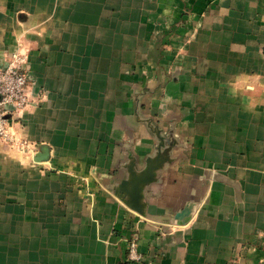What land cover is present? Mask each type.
<instances>
[{"label":"crops","instance_id":"0c3cea01","mask_svg":"<svg viewBox=\"0 0 264 264\" xmlns=\"http://www.w3.org/2000/svg\"><path fill=\"white\" fill-rule=\"evenodd\" d=\"M14 57L0 264H264V0H0Z\"/></svg>","mask_w":264,"mask_h":264},{"label":"built area","instance_id":"2783aa9c","mask_svg":"<svg viewBox=\"0 0 264 264\" xmlns=\"http://www.w3.org/2000/svg\"><path fill=\"white\" fill-rule=\"evenodd\" d=\"M21 57H14L4 68H0V139L9 140L6 117L12 110L25 108L29 104L26 71L20 67ZM127 261L141 263L143 256L138 250V241L133 237L127 245Z\"/></svg>","mask_w":264,"mask_h":264},{"label":"water","instance_id":"95a60500","mask_svg":"<svg viewBox=\"0 0 264 264\" xmlns=\"http://www.w3.org/2000/svg\"><path fill=\"white\" fill-rule=\"evenodd\" d=\"M46 150L41 151L38 153V155L36 156L37 160H42L46 157ZM162 163V159L158 158L157 160H150L149 162H147L146 168H145V173L143 175H136L135 173H132V181H131V185L133 186V188H137V186L144 181H148L151 180V178L154 175V172L156 171V169L158 168V166ZM129 181H124L122 183V188L125 187V185L128 183ZM132 195H128L129 200H130V207L138 212L140 211V207L138 206L137 202L139 199V193L138 190L134 189L133 193L131 192ZM183 215V214H182Z\"/></svg>","mask_w":264,"mask_h":264}]
</instances>
